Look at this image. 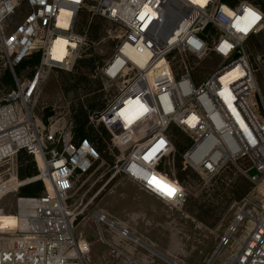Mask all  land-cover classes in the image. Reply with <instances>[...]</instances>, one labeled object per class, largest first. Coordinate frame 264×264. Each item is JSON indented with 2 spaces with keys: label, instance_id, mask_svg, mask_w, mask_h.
Wrapping results in <instances>:
<instances>
[{
  "label": "built area",
  "instance_id": "2783aa9c",
  "mask_svg": "<svg viewBox=\"0 0 264 264\" xmlns=\"http://www.w3.org/2000/svg\"><path fill=\"white\" fill-rule=\"evenodd\" d=\"M85 8L122 28L111 54L96 67L117 90L88 117L109 132L112 146L129 149L108 181L122 175L166 205H183L180 183L171 170L159 169L174 154L169 129L176 127L189 138L183 169L211 178L232 164L251 184L263 185L264 193V96L247 51L250 38L264 30L258 3L0 0V50L14 80L0 99V164L20 152L36 166L37 157L44 163L22 180L6 171L10 179L0 177V200L44 179L52 188L16 198L11 231L0 235V264H88L90 243L75 231L81 211L68 201L75 178L93 172L102 160L99 150L85 135L75 137L71 122L44 124L33 110L49 74L72 71L80 57L86 38L76 22ZM16 14L21 20L12 22ZM58 39L68 43L61 46ZM211 57L218 61L204 76L189 61L197 65ZM24 63L28 75L19 77L15 68ZM128 101L125 114L133 120L126 126L120 111ZM94 216L102 236L101 224L110 218L100 211ZM245 219L249 227L236 238ZM223 248L229 249L224 264H264V204L259 211L247 203L238 207L219 238L216 257ZM123 264L148 263L129 258Z\"/></svg>",
  "mask_w": 264,
  "mask_h": 264
},
{
  "label": "rangeland",
  "instance_id": "374dc122",
  "mask_svg": "<svg viewBox=\"0 0 264 264\" xmlns=\"http://www.w3.org/2000/svg\"><path fill=\"white\" fill-rule=\"evenodd\" d=\"M21 17L22 14H16L12 22L20 21ZM76 31L85 35L86 44L73 70L51 72L40 86L33 110L44 124L50 121L71 122L73 130L74 126H80L86 119L85 136L90 141L98 139L96 147L102 160L93 172L75 178L68 201L72 209L81 211L76 218L75 231L90 243L87 263L123 264L129 258H139L148 264H208L216 252L220 236L238 207L247 203L255 210H260L264 204L263 185L251 184L240 169L232 164L211 178H204L189 168L183 169L182 154L189 145V138L180 129L172 127L169 134L175 151L163 160L159 169L172 171L185 192L183 205H166L140 189H133L129 184L115 187L124 176L116 175L110 181L108 179L129 149L112 146L109 132L101 124H90L88 117L92 111L100 109L117 90V84L107 83L96 73V67L111 54L122 28L85 8L77 16ZM247 51L264 96V30L250 38ZM213 58H206L197 65L194 60L189 61L204 76L218 61ZM5 69L6 62L0 50V99L10 89L4 82ZM25 75H28V70L21 68L18 76ZM122 116L123 123L130 125L133 116L125 113ZM33 166L36 171L37 166L40 168L38 162L36 166L29 157L17 154L12 160L0 164L1 180H9L10 176L6 173L11 170L17 173L19 180L31 177H20L19 172L26 173ZM39 182L42 189L47 187L46 182ZM20 190H12L0 200V227L12 228V215L15 213L16 198L21 195ZM95 211L125 226L143 244H136L131 239H119L105 223L101 224V236L93 221ZM248 227L249 222L245 219L238 226L235 237L241 238ZM10 231L0 229V235ZM98 235L112 246L99 240ZM228 252V248H223L212 264H224ZM159 253L167 256L171 262Z\"/></svg>",
  "mask_w": 264,
  "mask_h": 264
},
{
  "label": "trees",
  "instance_id": "16d2710c",
  "mask_svg": "<svg viewBox=\"0 0 264 264\" xmlns=\"http://www.w3.org/2000/svg\"><path fill=\"white\" fill-rule=\"evenodd\" d=\"M222 1L224 3H227V4H233L235 2V0H222ZM255 3H258L260 5L261 9L264 11V2L262 0H257V1H255ZM24 65H25V63L21 64L18 68H15V73L17 75L19 74L20 69L22 67H24ZM4 82L10 89L14 86V80H13L12 74L9 71L8 68L5 69V71H4ZM85 125H86V119L83 122L80 123V126H78V127L74 126L75 137H79V136L85 135ZM92 142L96 145V144H98V139L93 138ZM19 154H20V156L21 155L27 156V157H29L32 160V157L28 156L24 152H20ZM33 163H34V161H33ZM36 172L37 171H36V169L33 166V168H30V170L27 171L26 173L19 172V176L23 177L24 175H27V176L34 175V174H36ZM42 190L43 189H42L41 182L37 181V182H35L33 184H28V185L22 187L21 190H20V194L21 195H33V194L39 193ZM1 227H4V226H1Z\"/></svg>",
  "mask_w": 264,
  "mask_h": 264
},
{
  "label": "bare ground",
  "instance_id": "6f19581e",
  "mask_svg": "<svg viewBox=\"0 0 264 264\" xmlns=\"http://www.w3.org/2000/svg\"><path fill=\"white\" fill-rule=\"evenodd\" d=\"M57 42L59 43V44H61V46L62 45H64V44H66V43H68L67 41H65V40H61V39H58L57 40ZM129 104H130V101H128L125 105H124V108L120 111V118H121V120H123V116H122V114H124L125 112H126V110L128 109V107H129ZM132 124V122L130 123V125ZM129 126V125H128ZM36 161L38 162V164H39V166H40V168H43V166H44V163H43V161L40 159V158H36ZM44 182H46V185H47V187H46V189L48 190V191H51V186H50V184H49V182L46 180V179H44ZM8 187H10V186H8ZM6 188V187H5ZM1 191H4V189H1ZM99 219L98 218H96V216H94L93 217V221L95 222V224H96V226H99V224H98V221ZM112 222H114V223H112ZM103 223H105V224H107L108 225V227L110 228V230L111 231H114L115 233H116V236L120 239V238H126V239H131V241L132 242H134V243H136V244H143V242L140 240V239H138V238H136V237H134L131 233H130V231L128 230V229H125L124 227L125 226H122V225H119L117 222H115V220H103ZM116 226H120L121 228L120 229H117L116 228ZM0 229H8V230H10L11 228H9V227H0ZM123 230H128V232L129 233H126L125 234V232L123 231ZM103 240H104V242H106V244L107 245H109V246H112L105 238H102ZM152 250V249H151ZM155 249H153V251H154ZM155 252H156V250H155ZM158 252V251H157ZM159 254H161V253H159ZM162 255V254H161ZM162 257H164L163 255H162ZM216 258V252L214 253V255H213V257H212V259H211V261L208 263V264H212L213 263V261L215 260V258ZM214 258V259H213ZM166 261H168V260H166ZM171 262V261H170Z\"/></svg>",
  "mask_w": 264,
  "mask_h": 264
},
{
  "label": "crops",
  "instance_id": "0c3cea01",
  "mask_svg": "<svg viewBox=\"0 0 264 264\" xmlns=\"http://www.w3.org/2000/svg\"><path fill=\"white\" fill-rule=\"evenodd\" d=\"M119 184H122V185H127L129 184L133 189L137 190V189H140L142 190L143 192H145L146 194L154 197L155 199H157L158 201L162 202L160 199H158L156 196H154L153 194H150L148 192H146L145 190H143L142 188H140L138 185H136L134 182H132L131 180H129L128 178L126 177H122V179L118 182V184L116 183L115 187ZM163 203V202H162Z\"/></svg>",
  "mask_w": 264,
  "mask_h": 264
},
{
  "label": "water",
  "instance_id": "95a60500",
  "mask_svg": "<svg viewBox=\"0 0 264 264\" xmlns=\"http://www.w3.org/2000/svg\"><path fill=\"white\" fill-rule=\"evenodd\" d=\"M117 229H120L121 227L120 226H116ZM139 239V238H138ZM148 245V244H147ZM163 255V254H162ZM165 257L166 260H168V262L171 261V259H169L167 256L163 255Z\"/></svg>",
  "mask_w": 264,
  "mask_h": 264
}]
</instances>
